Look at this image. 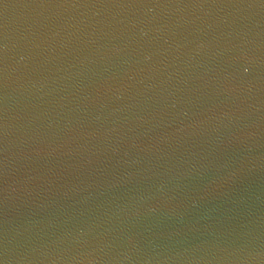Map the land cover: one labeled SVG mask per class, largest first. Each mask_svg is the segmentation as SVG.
Returning a JSON list of instances; mask_svg holds the SVG:
<instances>
[{
    "label": "water",
    "instance_id": "95a60500",
    "mask_svg": "<svg viewBox=\"0 0 264 264\" xmlns=\"http://www.w3.org/2000/svg\"><path fill=\"white\" fill-rule=\"evenodd\" d=\"M0 264H264V0H0Z\"/></svg>",
    "mask_w": 264,
    "mask_h": 264
}]
</instances>
